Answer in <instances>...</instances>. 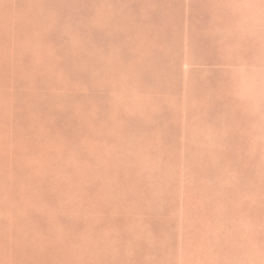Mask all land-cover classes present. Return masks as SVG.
<instances>
[{
    "label": "rangeland",
    "instance_id": "1",
    "mask_svg": "<svg viewBox=\"0 0 264 264\" xmlns=\"http://www.w3.org/2000/svg\"><path fill=\"white\" fill-rule=\"evenodd\" d=\"M0 264H264V0H0Z\"/></svg>",
    "mask_w": 264,
    "mask_h": 264
}]
</instances>
